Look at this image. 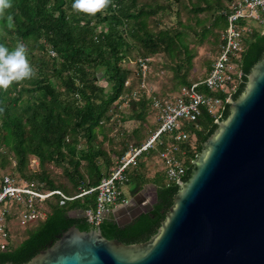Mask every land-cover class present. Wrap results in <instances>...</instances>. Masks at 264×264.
<instances>
[{
  "label": "trees",
  "instance_id": "trees-1",
  "mask_svg": "<svg viewBox=\"0 0 264 264\" xmlns=\"http://www.w3.org/2000/svg\"><path fill=\"white\" fill-rule=\"evenodd\" d=\"M227 1L224 4L217 0L220 13L215 16L214 25L221 28V34L228 24L226 12L232 0ZM73 2L12 0V7L6 10L5 16H13L15 28L8 29L6 19H0V43L11 50L17 41L23 42L28 49V60L38 67L37 70L33 68L36 72L32 78L13 82L7 90L0 89V108L4 109L0 112V176L14 159L21 173H14L16 177L33 181L42 189H60L70 196L97 186L107 174L101 163V159L109 162L102 147L106 137L103 123L109 121L114 103L126 91L129 71L122 68V62L129 53L132 40H138L147 53L163 51L176 58L182 53L183 44L181 31L151 30L147 18L153 8L139 6L138 0H112L107 8L95 15L75 11ZM209 4L195 8L204 10L211 7ZM220 43L221 37L216 53ZM36 50L40 53L36 54ZM263 56L264 27H257L246 36V48L240 62L244 77L234 98L243 92L252 66ZM189 59L191 61V56ZM102 75L111 84L109 92L99 84ZM180 83L183 87L193 82L184 76ZM217 95L223 96L220 93ZM148 101L145 97L136 101L135 104L142 106L143 110L129 117L144 118ZM151 109L155 112L152 101ZM229 113L227 104L221 120L226 119ZM157 122L153 131L159 126ZM217 127L218 122L213 115L205 111L196 128V146L183 144L186 152L180 156L188 165L184 180L190 176L192 161L201 151L202 143ZM100 134H103L102 140H98ZM145 135L144 128L135 129L137 141L131 144L142 145L148 137ZM165 138L162 136L161 142H156L154 148L144 151L138 164L128 169L127 183H135L133 195L147 182L137 171L139 164L154 151L160 155L165 147ZM32 155L38 159L41 168L27 175L25 167ZM47 162L64 164V172L77 191L73 193L67 187L56 184L44 167ZM82 168L86 169L87 179ZM152 183L157 186L158 206L142 212L123 226L107 218L96 226L86 217L79 216L78 210L95 206L97 191L67 201L64 205L59 203L60 196L54 195L47 200V217L36 222L35 226L25 228L27 235L20 243L0 251V264L7 261L16 264L27 262L73 224L82 230L99 226L107 238H117L127 244L150 239L158 231L180 189L178 183L167 179L164 170L163 174L153 178ZM124 200H127L126 195L119 202ZM73 210H76L75 214H72Z\"/></svg>",
  "mask_w": 264,
  "mask_h": 264
},
{
  "label": "water",
  "instance_id": "water-1",
  "mask_svg": "<svg viewBox=\"0 0 264 264\" xmlns=\"http://www.w3.org/2000/svg\"><path fill=\"white\" fill-rule=\"evenodd\" d=\"M229 109L202 143L150 239L127 244L107 238L99 226L82 230L73 224L22 264H264V56ZM146 187L104 218L129 223L148 194L155 198L151 203L158 196Z\"/></svg>",
  "mask_w": 264,
  "mask_h": 264
},
{
  "label": "built area",
  "instance_id": "built-area-1",
  "mask_svg": "<svg viewBox=\"0 0 264 264\" xmlns=\"http://www.w3.org/2000/svg\"><path fill=\"white\" fill-rule=\"evenodd\" d=\"M226 18L228 24L222 31L220 46L206 76L181 87L175 94L152 98L159 126L142 145H131L97 186L70 196L60 189H42L35 182L18 178L9 171L0 176V251L9 250L14 245L11 221L15 219L26 226L45 219L48 215L47 200L54 195H59V203L64 205L97 191L95 206L85 210V217L92 224L99 225L106 211L122 203L119 200L124 195L122 187L129 179L128 169L138 164L144 151L161 142L162 136L166 137L165 147L159 156L167 179L175 183L184 179L188 165L180 156L186 152L183 144L195 147L198 139L196 128L202 114L207 111L215 122H219L227 104L238 91L244 77L240 62L246 48V36L257 27L263 29L264 0H232ZM148 61V58L139 60L143 80L149 71ZM219 93L223 96L217 95ZM33 161L32 167L39 166L38 159Z\"/></svg>",
  "mask_w": 264,
  "mask_h": 264
},
{
  "label": "rangeland",
  "instance_id": "rangeland-1",
  "mask_svg": "<svg viewBox=\"0 0 264 264\" xmlns=\"http://www.w3.org/2000/svg\"><path fill=\"white\" fill-rule=\"evenodd\" d=\"M219 1L224 4L228 3L227 0ZM207 3H210V8L204 10L195 8L198 5L206 6ZM138 5H144L147 9L153 8L147 18V23L148 27L154 32L165 29L172 32H182V53L177 58L163 51L147 53L138 40L130 39L132 40V45L122 62V68L129 71L125 82L126 91L120 100L114 103L109 121L103 123L106 137L103 139V134L98 137V140L103 139L102 147L109 158V162L101 159L102 168L107 173L106 175L117 165L118 159L132 145L131 143L137 141L134 136L135 129L144 128L145 137L148 136L146 140L152 135L153 129L158 123L156 113L151 109L152 98L159 95L167 96L177 93L182 86L180 79L184 76L191 82L203 79L216 54L217 44L221 37V28L214 25L215 16L220 13V9L217 7V0H138ZM185 46H187L189 52L185 50ZM35 53L39 54L40 52L36 50ZM190 56L191 61L189 59ZM141 58L149 59V71L145 80L142 79L139 65ZM46 59H49V56H46ZM29 63L31 65V60ZM31 67L35 68V70L38 68L35 64H32ZM99 84L105 87L106 92L111 90V84L105 80L103 75L100 77ZM144 97L149 100L145 117L141 119L129 117L143 110V107L135 104V102ZM124 148H126L125 151H123ZM33 159L37 158L32 155L25 167L27 175H29V172L31 173L41 168L40 164L32 167V164H34ZM141 162L142 164H139L137 171L147 179L143 187H152L155 185L152 183L153 178L157 174H163L160 156L154 151L144 157ZM83 163L86 164L85 161ZM44 167L47 168L56 184L67 187L70 192L74 193L77 191L64 172V164L47 162ZM82 169L87 179L86 169ZM3 170L5 172L20 173L16 168L14 159L12 164ZM134 187L135 183L133 181L126 183L122 187L127 199L133 196L132 189ZM72 212L76 213V210ZM36 224L34 222L22 226L17 220L13 219L10 226L14 243H20L27 235L24 232L25 228H31Z\"/></svg>",
  "mask_w": 264,
  "mask_h": 264
},
{
  "label": "clouds",
  "instance_id": "clouds-1",
  "mask_svg": "<svg viewBox=\"0 0 264 264\" xmlns=\"http://www.w3.org/2000/svg\"><path fill=\"white\" fill-rule=\"evenodd\" d=\"M111 3L112 0H74L72 8L77 12L95 15ZM11 7L12 0H0V19H6L8 29L15 28L13 16L10 14L5 16L6 10ZM27 52V46L21 41H17L11 50L6 44L0 43V89L7 90L13 82H21L35 75L27 58ZM3 111L4 109L0 108V112Z\"/></svg>",
  "mask_w": 264,
  "mask_h": 264
},
{
  "label": "flooded vegetation",
  "instance_id": "flooded-vegetation-1",
  "mask_svg": "<svg viewBox=\"0 0 264 264\" xmlns=\"http://www.w3.org/2000/svg\"><path fill=\"white\" fill-rule=\"evenodd\" d=\"M146 189L148 190V192H153L154 189L157 190V186L156 185H153L152 187L148 186V187H146ZM153 199H155L154 196L152 194H148L147 201L142 205L141 213L144 211L152 210L154 207L158 206V204H159L158 196H157L155 202L151 203V200H153ZM162 211H164V209H162ZM72 214H75V212H72Z\"/></svg>",
  "mask_w": 264,
  "mask_h": 264
},
{
  "label": "crops",
  "instance_id": "crops-1",
  "mask_svg": "<svg viewBox=\"0 0 264 264\" xmlns=\"http://www.w3.org/2000/svg\"><path fill=\"white\" fill-rule=\"evenodd\" d=\"M124 195H125V193H124Z\"/></svg>",
  "mask_w": 264,
  "mask_h": 264
}]
</instances>
